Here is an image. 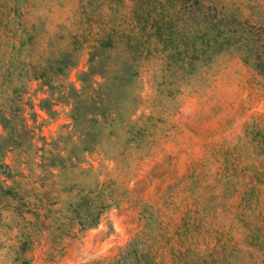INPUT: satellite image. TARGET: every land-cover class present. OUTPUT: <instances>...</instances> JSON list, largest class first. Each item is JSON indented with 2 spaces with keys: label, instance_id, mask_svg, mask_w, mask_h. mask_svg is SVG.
Returning <instances> with one entry per match:
<instances>
[{
  "label": "rangeland",
  "instance_id": "374dc122",
  "mask_svg": "<svg viewBox=\"0 0 264 264\" xmlns=\"http://www.w3.org/2000/svg\"><path fill=\"white\" fill-rule=\"evenodd\" d=\"M209 3L242 22L264 65V0ZM117 5L0 0V110L11 116L1 160L12 174L0 175V264H264V72L254 54L213 46L185 76L150 56L129 81L101 89L94 75L82 87L91 53L118 75L130 56L96 47L110 23L130 32L179 20L159 0ZM62 50L74 60L65 74L31 72ZM90 87L107 120H89ZM101 205L96 224L83 221Z\"/></svg>",
  "mask_w": 264,
  "mask_h": 264
},
{
  "label": "trees",
  "instance_id": "16d2710c",
  "mask_svg": "<svg viewBox=\"0 0 264 264\" xmlns=\"http://www.w3.org/2000/svg\"><path fill=\"white\" fill-rule=\"evenodd\" d=\"M120 0H108L109 9L111 11L117 8V4ZM211 0H159L160 12L163 10L164 6H168L173 9L174 14L179 15V20H169L164 19L161 23L150 24L146 27V24L141 25L135 24L132 26V31L126 32V29H120L119 25L116 23H110L106 27L104 33L98 37L96 40V45L93 47L108 48L113 49L116 47H121V50H125L129 53L127 60L122 61L124 69L120 75L115 73L113 68H109L104 65L103 58L97 57L94 53H91L89 58V66L86 71L79 73V78L82 82V87L93 80L92 76L98 75L101 81L96 82L99 88L107 87L110 83L115 80L118 82L129 81L134 76V68L139 62V59L147 58L150 56H160L162 59L163 67L168 70H173L174 73L178 70L180 74L186 75L192 73L197 66L198 60L203 56V54L213 46L229 45L230 43L238 46V48H244V53L252 52L254 54L253 65L254 68L260 72H264L263 64L260 58L259 46H257L256 41H252L248 34L249 32L242 28V22L233 19L227 20L222 14L216 11V9H210ZM12 11V9H11ZM163 12V11H162ZM136 28V29H135ZM135 31H134V30ZM205 30L212 32L210 37H206L205 33H201ZM23 39L20 45L23 44ZM256 50V52H253ZM71 53L67 51H60L58 55L53 59L54 65H47L42 68L40 73H37L35 67H31V72L38 78L46 77V74H65L66 70L73 66L74 60L71 59ZM14 57L11 58L9 66L13 65ZM21 70H23L21 68ZM29 72V71H28ZM3 76L7 77L10 73L9 67L5 70ZM91 96L89 98L92 100L93 105L89 109L88 113L91 115L89 120L96 122L102 121V119L107 120V108L100 107L99 103L104 100L100 97L96 87H90ZM76 96L81 95V91H74ZM92 93H97L100 98L99 101L95 100V95ZM104 94H107L105 90ZM87 95V93L85 94ZM90 100V101H91ZM103 105V104H102ZM99 116V118H93V116ZM77 116V115H76ZM76 118L75 116L73 117ZM11 116H6L0 110V139L3 138L2 131L7 129ZM85 137L89 140L95 139V134L86 132ZM133 137L135 135H132ZM3 150L0 144V175L5 176V178H11V169L9 165L1 160ZM0 190L2 186L0 185ZM9 189H5L8 192ZM90 193H93L92 191ZM82 196L81 199H84ZM95 208V211H94ZM93 210H86V216L83 221L89 222L91 225L97 223L100 215L102 205L99 207H94ZM132 246H135L134 241L131 242ZM131 243L129 245H131ZM135 248V247H134ZM136 250V249H135ZM129 251V250H128ZM138 253L136 251L135 256Z\"/></svg>",
  "mask_w": 264,
  "mask_h": 264
}]
</instances>
